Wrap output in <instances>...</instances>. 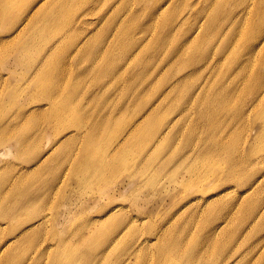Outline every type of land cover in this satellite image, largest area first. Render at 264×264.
Wrapping results in <instances>:
<instances>
[{"label":"rangeland","instance_id":"obj_1","mask_svg":"<svg viewBox=\"0 0 264 264\" xmlns=\"http://www.w3.org/2000/svg\"><path fill=\"white\" fill-rule=\"evenodd\" d=\"M6 4L0 132L20 124L0 145V264H264V0H0V10ZM127 27L137 51L125 65L94 57L118 52ZM70 32L74 49L58 47ZM44 61L54 75L33 76ZM100 66L115 70L102 77ZM148 116L110 174L106 156ZM109 121V135L85 150ZM21 136L31 144L17 146ZM89 150L105 166L87 186ZM82 199L84 208L67 211ZM40 214L46 220L25 234Z\"/></svg>","mask_w":264,"mask_h":264},{"label":"bare ground","instance_id":"obj_2","mask_svg":"<svg viewBox=\"0 0 264 264\" xmlns=\"http://www.w3.org/2000/svg\"><path fill=\"white\" fill-rule=\"evenodd\" d=\"M7 6L8 5L6 4V8L3 9V10H0V22H2L3 24H6V25H8L10 23L11 18H12L11 11L7 10L8 9ZM43 7L44 6H41L37 10V12H39L41 9H43ZM59 8L60 7H56L55 11H58ZM35 14L36 13L33 12L32 14H30V15L28 14L26 17H24V19H26V23L23 26V28L20 30V34L24 31V27L26 25H28L29 23H31L32 21L35 20ZM90 14L92 15V13L90 12V13L86 14V16H89ZM125 28H122V31L120 32V35L123 33ZM118 32L119 31H117V33L114 35V37H116L118 35ZM73 33L74 32H70L68 34L67 38L64 39L63 41H60V43L57 44V46L58 47H62V46L66 45V46H69L68 47L69 49H71V48L74 49V47H72L73 40L71 39L73 37ZM35 39L36 38L34 36V40ZM123 43H124V46L122 48H120V50L118 52H115L113 49H109L107 52H103V49H99L98 50L99 53L97 55H94V57H96L97 59L102 58L101 60H103V59H111L112 57L115 56L114 57L115 65H119L120 64V66H123V65H125L126 57H128L130 54H132V53L137 51V48L135 46L136 40L134 38V33H133V31L131 30L130 27H127V30H126V32L124 34ZM77 45H79V43H77ZM132 45H134L133 48L131 47ZM260 47L262 48L263 44L258 45V49ZM78 52H80V51H78ZM47 56H48V54H47ZM92 64L94 65L95 63L92 62ZM112 69H114V68H111L110 66H106V67L100 66L99 67V74L102 77H105V76L108 77V76L111 75ZM54 71L55 70L53 69L51 64L44 61L41 65L35 66L33 68V76L34 75H38L39 73H42V72H44V73L49 72L51 74ZM51 75H54V74H51ZM57 76H58V78L56 80L60 81V79L63 78V72L62 71H58L57 72ZM262 83L260 84L259 94H258V96L256 98L257 106L264 104V82H262ZM179 86H180V83L179 82H175L174 83V87L171 86L170 89L172 88V90L175 91V89L178 88ZM51 89L47 90L46 95H49L47 99H52L53 94H55V92H57V90H58V88H54V87H52V85H51ZM179 92H181L182 103H186L188 101V93L184 89H180ZM61 112L63 113V111H61ZM23 114H25V112H23ZM209 118H210V123L212 124V126L216 125L217 122L219 121V117L216 114L215 115H209ZM148 120H149V116L147 118H145L142 122L136 124L134 126V128H132L129 132H127L122 137V139L118 142L117 146L109 152L110 155L106 156V158H107L106 159V166H105V159L102 156L98 155L97 153L93 152L92 150H89L84 155L82 163H81V167H80V173H81L83 179L86 181L85 183L87 184V186L91 185V182H92L91 179H94L92 177H94L95 175L93 173H90L93 170V168H95L97 171H101L104 168V166H105V170L106 171H108L110 174H115L116 168H117V162H116L117 156L121 152L125 151V149L129 145V143L139 133L143 123L147 122ZM12 122L15 123V124L11 123V125H9L6 128H3L2 132H0V145L5 142L4 141V135L5 134H11L12 136L15 135V132H16V130L18 128V125L20 124L19 117L15 118ZM259 122H260V126H261V128H260V132L261 133L259 135L262 137V146H264V113L260 116ZM110 124H111V121H109L107 123H102V124L96 125V128H95L96 133L90 135L88 141L86 142L85 150L91 149L95 145L99 144L100 141H101V137H100L101 135H109V131L108 130L111 129ZM116 132L117 131L115 130L113 135H115ZM150 138H152L151 135H150ZM24 140H25V137L21 136L18 139V141H16V145L20 146V147H25L26 145L31 144L28 141L20 143L21 141H24ZM17 150H19V147H18ZM136 177H137V179H139V175H137ZM141 177H142V175L140 176V178ZM135 180L136 179L133 178L131 180V182H133ZM154 182H155V178H151L150 180H148L147 181V188H151L154 185ZM200 183L201 184L203 183V180L200 179V177H196L194 179V181H193V184H196V185H199ZM197 192L201 193V194H199L201 196L206 194V192H204L201 189H198ZM6 194H8V193L6 192ZM8 196H9V194H8ZM12 199L14 200L13 197H12ZM28 201H29V199L25 195L24 196V201L20 202L18 200H15L12 203V205L15 206L16 209L18 208V209L24 210L25 209V205L24 204L28 203ZM77 207H79L81 209L84 208L85 207V201L82 199L78 204H74V203H70L69 204L68 203L66 209L69 212H73V210H75ZM114 211H116V209H114ZM9 212H11V208L9 206H4L2 208V213H9ZM46 218H47V215H44V217H42V214L32 217V219L30 221L33 220L34 222L30 223L29 225H27L23 229L26 232L25 234L28 233L27 231L30 232L37 225L42 224L46 220ZM87 229H88V227H86V226L80 227V229H79L80 237H82L84 235V230H87ZM119 237H120V235H118L116 239H111L110 242H109V247L116 240H118ZM14 242H15V239L8 241V244H7L6 247L9 248V249H12L13 248L12 246L14 245ZM65 243L66 242H62V244H65ZM88 243H89V240H84L83 239V244L84 245H88ZM49 246H52V245H49ZM52 248L53 247H51V249ZM100 248L101 247L95 249L94 251L99 250ZM91 256L93 257L92 254H91ZM98 256H99V254H96L95 257H93V258L94 259L98 258ZM65 259L66 260H70V255H67ZM9 261H11V260H9ZM188 264H192V263L189 262Z\"/></svg>","mask_w":264,"mask_h":264}]
</instances>
